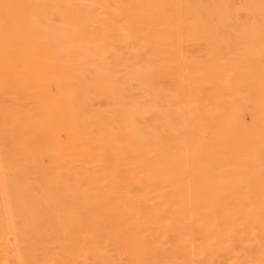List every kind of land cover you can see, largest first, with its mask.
<instances>
[{"label": "bare ground", "instance_id": "obj_1", "mask_svg": "<svg viewBox=\"0 0 264 264\" xmlns=\"http://www.w3.org/2000/svg\"><path fill=\"white\" fill-rule=\"evenodd\" d=\"M21 2L0 0L1 263L57 226L69 264H264V0Z\"/></svg>", "mask_w": 264, "mask_h": 264}, {"label": "rangeland", "instance_id": "obj_2", "mask_svg": "<svg viewBox=\"0 0 264 264\" xmlns=\"http://www.w3.org/2000/svg\"><path fill=\"white\" fill-rule=\"evenodd\" d=\"M22 1H25V0H22ZM19 5L21 6V8H22V2H21V0H19ZM23 9V8H22ZM23 13H31V11L30 10H27V11H24L23 10ZM31 38H32V35H28L27 37H26V39H27V41H29V40H31ZM34 47V45H31V48H33ZM33 50V49H32ZM42 61V59L41 58H39V62H41ZM38 112V114H45L46 112H47V109H44V111L42 110V109H40V111H37ZM36 112V113H37ZM11 149H13V148H10V147H7V152H9ZM50 157L49 158H45L44 159V161L45 162H50V166H51V171H52V169L53 170H55L56 171V173L57 172H59V173H61V174H63V171L65 170V169H69V157H68V160L66 161V163H63L61 160H56V161H53V162H51L52 161V159H53V156H52V153H50V155H49ZM66 201V200H65ZM67 201H68V199H67ZM66 203H68V204H66ZM64 204L65 205H63V203L62 204H59L60 206H62L61 208H59L60 209V211L61 212H59V213H57L56 214V212H58V209L56 210V204H55V207H54V209L52 208V205H54V204H50L51 206H45V207H48V209H49V211H48V209H46V211H48L47 212V214H46V218H47V225H48V223H49V225L48 226H50V223H54L55 221L54 220H52V219H50L49 220V218L48 217H50V216H52L51 218H53V217H55L54 215L56 214V219H57V217H58V219H59V221L61 222V221H63V222H65L64 224H63V222L60 224V223H58V227L60 228V226H61V230H62V227L64 226V228L65 229H67L68 227H69V225L66 223V221H68V220H66L65 218H69V201L68 202H64ZM50 207V208H49ZM59 206H58V204H57V208H58ZM67 208V209H66ZM52 209V210H51ZM62 209V210H61ZM55 212H54V211ZM50 211H51V213H50ZM64 213V214H63ZM58 214H59V216H58ZM49 215V216H48ZM45 216V215H44ZM62 216V217H61ZM60 217L62 218V220H60ZM45 218V217H44ZM54 219V218H53ZM64 219H65V221H64ZM50 221V222H49ZM59 221H57L56 220V223L57 222H59ZM65 224H67V225H65ZM45 225H46V223H45ZM56 225V224H55ZM54 226V224H52V227ZM66 226H68V227H66ZM57 227V226H56ZM56 227L54 228L55 229V232L54 233H52V230L50 231V229H52V228H49V229H47V232H46V229H45V232H46V234L47 233H49V234H45V236H44V234H43V236L45 237V242L43 241V239H41L40 241L43 243V246L41 245V242L40 241H38L37 239V241L35 240V242H33V243H36L37 244V246L36 245H34V247L36 248V247H38V244H39V247H40V245H41V247L39 248V251L41 250L42 252H40V254H38L39 253V251H37V249H36V251L34 250V252H35V254H33L32 256H33V258H31V259H34L35 257H36V255H40L41 256V258H43L42 259V261H40L41 263L40 264H47V263H53V262H56V263H53V264H69V235H68V233H69V228L67 229V235H65L64 236V234H63V236H64V238H63V241H61V238L60 239H57V237H59V235H57L58 233H61V231L59 232L58 231V233H56ZM59 228H57V230L59 229ZM44 228H42V231H41V234L42 233H44L43 230ZM63 231V230H62ZM52 233V234H51ZM53 235V236H52ZM54 235H56V237H54ZM60 235H62V234H60ZM41 237V236H40ZM43 237V238H44ZM39 238V237H38ZM65 238H67V239H65ZM40 242V243H39ZM62 242H65V243H67L68 245L66 246V244H65V246L64 245H62V244H64V243H62ZM1 243V242H0ZM62 243V244H61ZM46 244V245H45ZM3 245V244H2ZM46 246V247H45ZM63 246L65 247V249L63 250ZM1 247H3V246H1ZM0 247V248H1ZM30 247V246H29ZM29 247H27L28 249H29ZM31 247H33V246H31ZM30 247V248H31ZM34 247H33V249H34ZM42 248V249H41ZM28 249H26V250H28ZM44 249V250H43ZM67 249V250H66ZM2 250V249H1ZM30 250V249H29ZM28 250V251H29ZM45 250H46V253H45ZM31 251V250H30ZM31 252H33V250L31 251ZM37 252V253H36ZM49 252V253H48ZM5 253V252H4ZM26 253V251H24V254ZM41 253H42V255H41ZM30 254H32V253H30ZM27 255V254H26ZM26 255H24V256H26ZM0 256H1V259H2V257H3V251H2V253L0 252ZM35 256V257H34ZM39 256V257H40ZM43 256V257H42ZM28 257V259H29V256H27ZM41 258H38V257H36V259H41ZM49 258H51V260H49ZM53 258H55V259H53ZM24 259H26V261L28 260L26 257L25 258H23V260ZM31 259L30 260H28V261H30V262H33V260L31 261ZM6 261H7V263H8V260L6 259ZM6 261H4V262H6ZM28 261L27 262H25V260H24V262H25V264H28ZM36 261H38V262H36V263H39V260H36ZM34 263V262H33ZM0 264H2L1 263V260H0Z\"/></svg>", "mask_w": 264, "mask_h": 264}]
</instances>
